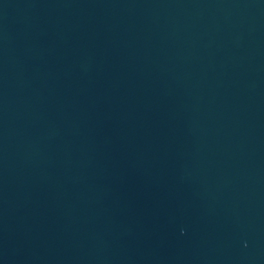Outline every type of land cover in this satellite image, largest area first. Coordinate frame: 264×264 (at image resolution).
Here are the masks:
<instances>
[{
  "label": "water",
  "instance_id": "95a60500",
  "mask_svg": "<svg viewBox=\"0 0 264 264\" xmlns=\"http://www.w3.org/2000/svg\"><path fill=\"white\" fill-rule=\"evenodd\" d=\"M0 264H264V0H0Z\"/></svg>",
  "mask_w": 264,
  "mask_h": 264
}]
</instances>
